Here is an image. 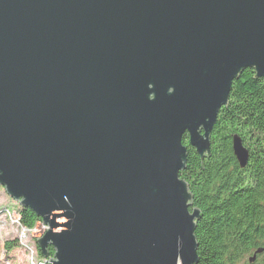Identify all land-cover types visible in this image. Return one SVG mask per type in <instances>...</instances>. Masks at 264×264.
I'll use <instances>...</instances> for the list:
<instances>
[{"label":"water","instance_id":"95a60500","mask_svg":"<svg viewBox=\"0 0 264 264\" xmlns=\"http://www.w3.org/2000/svg\"><path fill=\"white\" fill-rule=\"evenodd\" d=\"M246 68L264 0H0V185L48 264H196L182 139L210 152Z\"/></svg>","mask_w":264,"mask_h":264},{"label":"trees","instance_id":"16d2710c","mask_svg":"<svg viewBox=\"0 0 264 264\" xmlns=\"http://www.w3.org/2000/svg\"><path fill=\"white\" fill-rule=\"evenodd\" d=\"M234 135L241 137L250 153L245 167L234 156ZM210 141V152L200 156L189 145L187 134L182 139L187 158L179 177L187 182L192 206L200 213L194 230L196 264H238L245 253L260 246L263 252L255 259L264 264V77L256 76L252 68L232 81ZM38 221L30 208L21 207V225L32 228ZM11 246V241L3 244L5 249ZM53 253L49 245L45 255L38 249L42 258Z\"/></svg>","mask_w":264,"mask_h":264},{"label":"rangeland","instance_id":"374dc122","mask_svg":"<svg viewBox=\"0 0 264 264\" xmlns=\"http://www.w3.org/2000/svg\"><path fill=\"white\" fill-rule=\"evenodd\" d=\"M21 207L23 206L20 201L11 197L0 185V264H31L44 259L49 261V258L38 255L36 241V238L41 237L48 226L43 224L41 218L32 228L21 225L19 222ZM6 241H11L10 249L3 247ZM262 252L261 246L254 251L251 250L243 255L238 264H249L248 260L253 254L258 255ZM50 257L55 260L53 255ZM48 261L45 264H48ZM253 261L257 264V258Z\"/></svg>","mask_w":264,"mask_h":264},{"label":"built area","instance_id":"2783aa9c","mask_svg":"<svg viewBox=\"0 0 264 264\" xmlns=\"http://www.w3.org/2000/svg\"><path fill=\"white\" fill-rule=\"evenodd\" d=\"M48 260H41V261H36V263L32 262L31 264H45Z\"/></svg>","mask_w":264,"mask_h":264}]
</instances>
